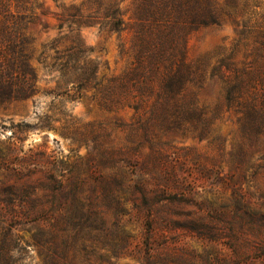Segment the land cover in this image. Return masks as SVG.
Returning <instances> with one entry per match:
<instances>
[{
	"label": "rangeland",
	"instance_id": "rangeland-1",
	"mask_svg": "<svg viewBox=\"0 0 264 264\" xmlns=\"http://www.w3.org/2000/svg\"><path fill=\"white\" fill-rule=\"evenodd\" d=\"M39 1L38 92L0 108V214H17L26 263L264 264V121L219 82L158 116L116 104L104 85L130 61L134 0L124 30L80 28L97 84H56L38 59L58 13L84 0ZM238 38L230 22L193 32L189 58L250 61Z\"/></svg>",
	"mask_w": 264,
	"mask_h": 264
},
{
	"label": "trees",
	"instance_id": "trees-1",
	"mask_svg": "<svg viewBox=\"0 0 264 264\" xmlns=\"http://www.w3.org/2000/svg\"><path fill=\"white\" fill-rule=\"evenodd\" d=\"M122 1L84 0L58 13V36L44 45L43 58L38 59L56 73V84L62 81L71 89L97 84L99 66L80 28L98 23L112 31L124 30ZM133 4L130 61L104 85L116 104L158 116L170 107L195 106L200 90L219 82L221 97L244 108L253 122L264 121V0H134ZM39 16V0H0V108L38 92L30 28ZM225 22L235 25L236 43L247 46L250 61L241 62L225 51L209 60L191 61L190 35ZM17 217L0 214V264H27L28 246L14 232ZM9 220L14 226L6 225Z\"/></svg>",
	"mask_w": 264,
	"mask_h": 264
}]
</instances>
